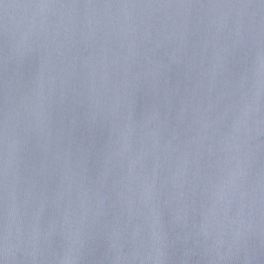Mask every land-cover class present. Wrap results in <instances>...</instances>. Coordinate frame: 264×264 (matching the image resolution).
<instances>
[{"label":"water","instance_id":"water-1","mask_svg":"<svg viewBox=\"0 0 264 264\" xmlns=\"http://www.w3.org/2000/svg\"><path fill=\"white\" fill-rule=\"evenodd\" d=\"M0 264H264V0H0Z\"/></svg>","mask_w":264,"mask_h":264}]
</instances>
